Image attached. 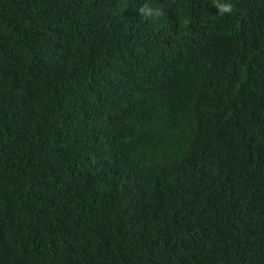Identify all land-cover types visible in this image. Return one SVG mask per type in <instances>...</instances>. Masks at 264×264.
I'll return each mask as SVG.
<instances>
[{
	"label": "trees",
	"instance_id": "obj_1",
	"mask_svg": "<svg viewBox=\"0 0 264 264\" xmlns=\"http://www.w3.org/2000/svg\"><path fill=\"white\" fill-rule=\"evenodd\" d=\"M221 3L0 0V264H264V0Z\"/></svg>",
	"mask_w": 264,
	"mask_h": 264
},
{
	"label": "clouds",
	"instance_id": "obj_2",
	"mask_svg": "<svg viewBox=\"0 0 264 264\" xmlns=\"http://www.w3.org/2000/svg\"><path fill=\"white\" fill-rule=\"evenodd\" d=\"M231 1H234V0H231ZM207 2L211 6H213L214 8L220 9L221 11H229L230 10V5L222 4L221 0H207ZM261 33H264V23H263V31H261Z\"/></svg>",
	"mask_w": 264,
	"mask_h": 264
}]
</instances>
